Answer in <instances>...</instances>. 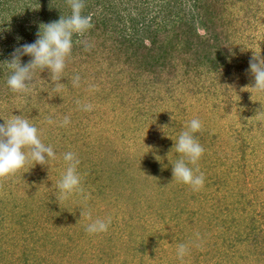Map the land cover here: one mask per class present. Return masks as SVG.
I'll use <instances>...</instances> for the list:
<instances>
[{
  "label": "rangeland",
  "instance_id": "374dc122",
  "mask_svg": "<svg viewBox=\"0 0 264 264\" xmlns=\"http://www.w3.org/2000/svg\"><path fill=\"white\" fill-rule=\"evenodd\" d=\"M260 17L251 55L264 49V13ZM120 78L106 82L99 96L90 90L75 99L69 95L65 109L57 107L55 117L41 118L38 112L23 115L56 155L46 166L29 160L14 175L0 178V232L15 236L1 253L0 264H24V248L15 238L36 222L32 218L16 228L13 214L29 213L28 206L38 212L54 209L64 216L67 222L62 220L53 235L59 233L66 244L54 251L63 264H264V93L255 90L249 96L252 103L263 98L255 109L245 106V99L233 97L242 103L238 104L224 95L195 92L198 84L183 78L174 91L168 93L165 87L151 91L161 102L156 98L142 102L143 83L125 75L127 79L119 84ZM17 99L22 98L16 93L0 99V124L22 115L20 108L26 110L24 99L20 108ZM216 99L221 100L219 105ZM121 101L130 102L131 109L135 105L134 109L128 114L117 110ZM87 105L91 110H85ZM67 114L71 116L64 124ZM192 119L201 122L195 135L205 149L197 164L190 165L196 175L204 176L197 190L173 180L172 171L179 159L174 140ZM69 151L78 158L83 178H99L91 189L107 185L104 194L95 197L90 189L78 188L57 201L56 185L66 171L63 157ZM23 179L30 181L26 188L17 185ZM122 188L126 196L118 193ZM47 194L59 205L47 202ZM96 219H110L107 231H86ZM251 219L257 221L255 229L247 224ZM46 226L54 228L52 223ZM37 237L23 232L21 242L30 245ZM181 244L185 245L182 258ZM43 251L37 253L39 259ZM32 255L27 264H39Z\"/></svg>",
  "mask_w": 264,
  "mask_h": 264
},
{
  "label": "trees",
  "instance_id": "16d2710c",
  "mask_svg": "<svg viewBox=\"0 0 264 264\" xmlns=\"http://www.w3.org/2000/svg\"><path fill=\"white\" fill-rule=\"evenodd\" d=\"M263 13L261 0H84L82 14L91 18L92 27L82 36L74 35L72 53L66 61L61 83L52 82L47 70L42 73L37 70L28 90L16 93L24 99L26 106V110H21L22 99H17L16 102L20 101L19 112L22 115L38 112L41 118L55 117L59 113L57 107L63 110L69 95L75 99L77 95L89 94L90 90L99 96L104 84L108 81L112 84L116 77H121L119 84L127 78L134 83H143L142 102H147L148 98L161 102L158 95H150L151 91L165 87L169 93L174 91L175 83L183 82L184 78L198 84L193 89L195 92L224 95L227 96L225 100L239 104L233 97L248 100L256 90L252 87L254 77L249 71V61L253 58L249 47L259 36L256 30ZM70 15L69 0H0V99L14 94L7 85L10 69L3 62L10 61L14 50L22 44L36 41L41 24ZM257 54L264 55V49ZM30 60L31 57L23 56L21 63L26 65ZM180 74L182 78L178 77ZM256 99L263 102L262 97ZM220 101L215 100L218 105ZM258 101L248 100L245 106L254 105L257 109L262 105ZM119 104L116 109H124L127 114L135 107L133 105L131 109L130 102L126 101ZM70 116L67 114L66 117ZM176 154L180 158V154ZM80 176L82 179L83 175ZM83 179L79 188L90 189L95 197L107 186L100 183L98 189H91V185L99 184V178L84 176ZM19 181H22L17 183L20 187L26 188L30 184L24 179ZM121 194L125 195L124 192ZM83 196L86 197V193ZM45 199L59 205L53 195L47 194ZM28 208L37 214L32 215L30 211L13 214L18 219L16 228L29 221L36 222L33 228L21 230L15 238L18 240L15 243L24 248L22 262L27 264L33 254L39 264L43 261L45 264H63L54 251L58 250L56 246L61 248L66 244L62 243L59 233L53 235L60 230L62 220L64 224L67 222L64 216L54 209L38 212L34 207ZM46 222L52 223L54 228L47 229ZM256 222L251 219L247 224L255 229ZM23 232H34L39 237L36 242L24 245L21 242ZM13 237L5 231L0 232V256L9 249L7 245ZM41 251L45 255H40ZM64 252L66 256L67 252Z\"/></svg>",
  "mask_w": 264,
  "mask_h": 264
},
{
  "label": "clouds",
  "instance_id": "9594fccd",
  "mask_svg": "<svg viewBox=\"0 0 264 264\" xmlns=\"http://www.w3.org/2000/svg\"><path fill=\"white\" fill-rule=\"evenodd\" d=\"M69 3L70 16H61L58 21L41 24L36 41L22 44L14 50L10 61L3 62L10 69L7 85L13 93L26 92L29 85L34 82L37 70H41V73L47 70L52 82H60L63 78L66 61L72 53L74 35L82 36L92 27L91 18L82 14L84 0H69ZM23 56L31 57L26 65L21 63ZM249 64V71L254 77L252 87L264 93V57L254 53ZM76 80L78 81L79 77ZM85 110H91V106H85ZM68 122L66 117L63 123ZM201 127L199 119H192L174 140L173 147L180 154V158L172 164L173 180L182 182L193 190L204 184L203 174L196 175L193 167L190 166L196 165L205 151L195 135ZM55 155L53 147L46 145L40 139L39 129L23 115H13L12 119L0 124V178L14 175L29 160L35 162V166L37 164L46 166ZM63 158L67 167L56 185L57 201L65 199L81 184V176L78 172L79 160L75 153L66 152ZM81 213L83 216V210ZM110 223V219L108 221L96 219L86 226V231L90 234L105 232ZM184 254L185 245L181 244L178 255L182 258Z\"/></svg>",
  "mask_w": 264,
  "mask_h": 264
}]
</instances>
